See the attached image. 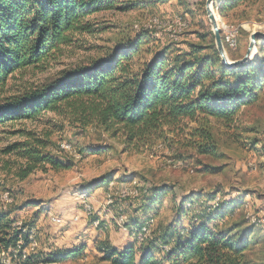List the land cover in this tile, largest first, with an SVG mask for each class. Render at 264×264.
<instances>
[{"label": "trees", "instance_id": "1", "mask_svg": "<svg viewBox=\"0 0 264 264\" xmlns=\"http://www.w3.org/2000/svg\"><path fill=\"white\" fill-rule=\"evenodd\" d=\"M144 1L155 5L169 0ZM246 1L217 2L226 19L242 20L248 17L240 14L239 7ZM139 3L142 0H0V127L37 120L44 113L53 112L64 115L83 132L96 130L101 137L122 139L127 147L138 148L169 141V133L183 131L184 125L193 122L197 126L191 130V145L201 155H217L213 123L231 125L243 107L258 103L264 96V38L258 40V51L251 61L227 67L213 30L198 33L199 40L189 42L188 49L183 50L172 43L159 44L151 30L141 28L118 38L87 63L66 67L17 92L6 91L18 73L44 68L66 48L82 47L85 35L105 31L107 28L94 20L98 15L129 11ZM232 26L238 30V47L239 34L248 32L238 29L239 25ZM222 38L230 51L237 49L229 46L225 34ZM232 57L237 60L243 55ZM26 134L25 140L3 149L5 154L16 152L24 159L16 172L20 180L48 165L57 170L72 167L48 150L46 139L34 132ZM86 144L90 154L105 152L104 146ZM113 180V174L107 172L91 180L88 188L108 189ZM118 180L120 185L134 181ZM139 190L144 213L161 206L164 198L171 195L177 218L156 232L152 230L154 217L144 222L138 217L131 222L127 218L125 226L134 239L121 248L109 240H96L103 261L260 264L249 259V254L260 237L264 240V232L258 228L262 220L252 212H247L241 222L235 219L236 211L246 209L248 201L241 197L219 198L217 192L186 194L178 200L176 188L168 183L141 185ZM187 218L188 226L184 224ZM17 222L10 210H0V255L8 254L16 264H59L80 257L88 247L83 242L50 252H25L33 240L35 220L20 227Z\"/></svg>", "mask_w": 264, "mask_h": 264}, {"label": "rangeland", "instance_id": "2", "mask_svg": "<svg viewBox=\"0 0 264 264\" xmlns=\"http://www.w3.org/2000/svg\"><path fill=\"white\" fill-rule=\"evenodd\" d=\"M217 1L211 8L219 26L239 25L238 29L241 27L248 32L239 34V45L235 51H230L224 44L228 58L234 60L233 55L244 57L251 34L264 32V3L261 0L242 3L239 12L248 18L241 20L234 17L226 19L220 11L221 3ZM139 4L129 11L98 15L94 20L97 25L106 27L105 31L85 35L82 47L66 48L44 68L18 73L9 81L6 91L17 92L43 82L66 67L87 63L113 46L118 38L141 28L151 30L159 44L172 43L183 50L188 49L189 42L199 40L198 33L212 30L207 0H169L155 5L142 0ZM178 27L186 28L173 38L172 34ZM195 126L196 123L189 122L183 131L169 133V141L137 148L127 147L122 139L101 137L96 130L83 132L71 125L67 117L53 112L44 113L33 121L7 123L0 127V210H10L11 216L18 218L16 225L19 227L35 220L30 244L34 250L29 249L28 252H50L83 242L88 245L80 257L59 264H111L101 259L96 240H109L121 248L129 241V236L134 239L128 227L118 225L116 217L119 214H124L130 222L136 214L143 222L154 217L152 230L155 232L160 226L173 222L177 214L172 196L168 195L161 206L144 213L139 190L141 185H173L178 200L183 195L198 192H217L219 198L241 197L249 203L246 209L236 211L235 219L241 222L247 212L255 213L262 220L258 228L264 232V96L258 103L243 107L231 125L213 123L217 155H201L191 145V130ZM26 132H34L46 139L48 150L65 163L73 164L72 167L57 170L48 165L46 169L35 170L24 180L16 177L24 159L16 152L5 154L3 149L25 140ZM88 142L104 146L105 152L90 154ZM108 145L114 148H107ZM213 167L218 170L211 171ZM107 172L114 177L108 189L88 188L91 180ZM119 178L134 181L120 185ZM84 204L90 215L84 210ZM189 222L190 218L184 220L186 226ZM249 259L264 263V240L261 237ZM0 260L2 264H16L8 254L0 255Z\"/></svg>", "mask_w": 264, "mask_h": 264}, {"label": "water", "instance_id": "3", "mask_svg": "<svg viewBox=\"0 0 264 264\" xmlns=\"http://www.w3.org/2000/svg\"><path fill=\"white\" fill-rule=\"evenodd\" d=\"M214 2H215V0H207V12H208V16H209V19L211 22L212 30H213L214 35H215L216 46H217V49L219 51L222 62L227 67H235V66H239V65L248 63L249 61H251L253 59L254 51H258L257 50V40L259 37L264 38V32L254 31L251 34L250 44H249L248 50H247L246 54L244 55V57L241 59H237V60H230L228 58V55L226 52V48H225L223 38H222L221 29L219 28L217 18L214 15V13L212 12L211 5Z\"/></svg>", "mask_w": 264, "mask_h": 264}, {"label": "bare ground", "instance_id": "4", "mask_svg": "<svg viewBox=\"0 0 264 264\" xmlns=\"http://www.w3.org/2000/svg\"><path fill=\"white\" fill-rule=\"evenodd\" d=\"M217 22H218V20H217ZM219 25V24H218ZM219 28L221 29V30H223L224 31V34H225V38H226V40H227V42H228V44H229V46L231 47V48H233V49H235L236 47H237V36H238V30L236 29V28H232V27H230L229 25H222V26H219ZM230 33H234L233 34V38H232V35L230 34ZM256 51H254V53H253V57H255L256 56ZM65 146H67V145H65ZM182 164V163H181ZM127 197V196H126ZM86 199V198H85ZM89 208V207H88ZM89 214V213H88ZM90 215V214H89ZM250 217H251V219L252 220H255V216L254 215H250ZM55 218V217H54ZM127 219V217L124 215V214H119L117 217H116V220H117V223H118V225L119 226H121V227H125V224H126V220ZM56 221V220H55ZM147 233H149L150 232V230H147L146 231Z\"/></svg>", "mask_w": 264, "mask_h": 264}, {"label": "built area", "instance_id": "5", "mask_svg": "<svg viewBox=\"0 0 264 264\" xmlns=\"http://www.w3.org/2000/svg\"><path fill=\"white\" fill-rule=\"evenodd\" d=\"M185 28H186V27H178V30H174V32H173V34H172V37H173V38H177V35H179V33L183 32V30H185ZM230 34L232 35V38H233V34H234V33H230ZM65 149H68V150H69V147L66 146ZM180 163H182V162L180 161ZM124 191H125V190H124ZM124 191H123V195H124ZM6 201H10V198H6ZM84 210L88 213L87 208H86V204H84ZM30 247H31V248H30ZM29 249L34 250V247H33V246H29V248H28L25 252H28Z\"/></svg>", "mask_w": 264, "mask_h": 264}, {"label": "crops", "instance_id": "6", "mask_svg": "<svg viewBox=\"0 0 264 264\" xmlns=\"http://www.w3.org/2000/svg\"><path fill=\"white\" fill-rule=\"evenodd\" d=\"M98 189H99V188H98ZM99 190H100V189H99ZM137 216H138V214H136V217H137ZM129 238H130L129 241L132 240L130 236H129ZM129 241H127L125 244H123V246H125ZM123 246H122V247H123ZM72 247H73V246H72Z\"/></svg>", "mask_w": 264, "mask_h": 264}]
</instances>
